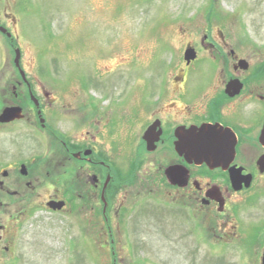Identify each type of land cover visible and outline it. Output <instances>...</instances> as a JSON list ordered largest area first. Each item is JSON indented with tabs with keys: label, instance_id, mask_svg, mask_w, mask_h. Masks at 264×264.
<instances>
[{
	"label": "flooded vegetation",
	"instance_id": "obj_1",
	"mask_svg": "<svg viewBox=\"0 0 264 264\" xmlns=\"http://www.w3.org/2000/svg\"><path fill=\"white\" fill-rule=\"evenodd\" d=\"M191 30L157 90L107 105L60 69L34 73L0 0V118L15 113L0 122V264L16 245L1 209L30 214L44 190V207L64 203L53 213L77 220L80 236L140 253L152 230L188 264H197L199 240L220 251L246 243L262 260L264 43L217 26Z\"/></svg>",
	"mask_w": 264,
	"mask_h": 264
},
{
	"label": "rangeland",
	"instance_id": "obj_2",
	"mask_svg": "<svg viewBox=\"0 0 264 264\" xmlns=\"http://www.w3.org/2000/svg\"><path fill=\"white\" fill-rule=\"evenodd\" d=\"M1 15L17 22L22 61L31 63L34 73L60 69L67 84L107 105L157 90L160 80L172 73L183 46L192 42L193 26H217L243 41L264 43V0H1ZM47 195L46 190L38 194L30 214L19 204L6 203L1 209V226L11 229L16 240L4 264L190 262L175 255L174 247L152 230L140 242V253L127 241L80 236L77 220L47 211ZM18 218L20 223L13 224ZM263 240L264 233H259L255 246L261 247ZM243 245L220 251L199 240L197 264H261L248 251L251 247Z\"/></svg>",
	"mask_w": 264,
	"mask_h": 264
},
{
	"label": "water",
	"instance_id": "obj_3",
	"mask_svg": "<svg viewBox=\"0 0 264 264\" xmlns=\"http://www.w3.org/2000/svg\"><path fill=\"white\" fill-rule=\"evenodd\" d=\"M19 59H20V53L18 51L16 63L19 62ZM14 115H15V113L13 112V110H7L4 112L3 116L0 118V122H8L10 119H13ZM63 207H64V203L51 202L47 205V208L51 211H54V212L61 211L63 209ZM261 264H264V253L262 256Z\"/></svg>",
	"mask_w": 264,
	"mask_h": 264
}]
</instances>
